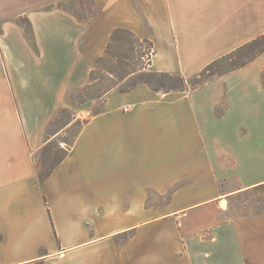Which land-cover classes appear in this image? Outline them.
I'll list each match as a JSON object with an SVG mask.
<instances>
[{"label":"crops","instance_id":"1","mask_svg":"<svg viewBox=\"0 0 264 264\" xmlns=\"http://www.w3.org/2000/svg\"><path fill=\"white\" fill-rule=\"evenodd\" d=\"M68 1L0 0V264H264V213L231 207L264 187V54L194 90H113L43 184L37 165L115 30L188 80L264 35V0H95L82 21Z\"/></svg>","mask_w":264,"mask_h":264},{"label":"trees","instance_id":"2","mask_svg":"<svg viewBox=\"0 0 264 264\" xmlns=\"http://www.w3.org/2000/svg\"><path fill=\"white\" fill-rule=\"evenodd\" d=\"M81 1L82 0H70L68 2H62V3H59L57 5V8L71 13L78 20L82 21V20H85L86 17H82V16L78 15L73 9H69L67 7L68 4L79 3L80 7L82 9H85V7H87V6H84ZM91 5H92V8L94 10L95 0L91 1ZM17 23L25 29V31L27 32V34L29 35L31 40H33L32 29H31V25H30L29 21L21 18L17 21ZM27 25L29 28L27 27ZM120 35H129L131 38H133L135 40V42L147 43L148 48L142 50L137 59L143 61L147 57L148 61H149L148 66L150 67L151 62H152V57L155 53L153 50V48H154L153 43L150 40H147V39L142 40V39L138 38L133 32H131L129 30L117 29L113 32V34L111 36V41H110L109 46L107 48L106 54L96 61L94 69L92 70V72L90 74V83L84 88V90H83L84 93H88L91 90L97 89L96 83H97L98 79L96 78V73L98 71V66H100V65L109 67V68L104 67V70H105V73H107L108 75H110L112 77H116V78L124 77L126 79H134V83L131 84L128 88L119 90L122 93H127L130 90H132L134 87H136L140 84L148 85L153 91H155L157 93L185 92L189 89L194 90V89L198 88L199 86L203 85L204 83H207L210 78H213V77L221 78L223 76L231 74V73L249 65L250 63H252L256 59H258L262 54H264V35H262L261 37L257 38L256 40H254L250 43H247L246 45L238 48L237 50L231 52L230 54L216 60L215 62L210 64L208 67H206V69L202 73L193 77L192 79L187 80L185 77H183L182 75H179V74L154 72L150 69L148 71H146L145 68L140 69V70L124 71L125 69L120 70L119 68L114 67V66H117V64H121V63L123 64L126 62H130L131 60H133L135 58L134 57L135 51H134L133 47H132V49L129 48V50H128L129 53L125 54L123 56H120V55L116 56L113 53L114 45H115L116 41H118V37ZM227 62H231V69L227 72L217 73L218 66L222 63H227ZM113 90H116V89L112 88V89H107L106 91H103L101 89V91H103L105 96ZM69 112H71V109L65 108V109H62L58 115H60L61 113H69ZM55 121L53 123H55ZM69 124H67L66 126H64L63 128H61L60 130H58L54 133L50 132V127H49V129L47 130L48 135H49V141L47 142V144L45 145V147L42 149V151L40 153L41 159L44 158V156L46 155V152H47L50 144L57 137H59L61 135V133L66 131V128L68 127ZM83 124H84V122L79 123V125H81L79 130L81 129ZM67 145H68V147L63 149V156L49 169V171L47 173H44V172L42 173L40 171V173H39V184H43L51 176L53 171L68 157L73 144L69 145L67 143Z\"/></svg>","mask_w":264,"mask_h":264},{"label":"rangeland","instance_id":"3","mask_svg":"<svg viewBox=\"0 0 264 264\" xmlns=\"http://www.w3.org/2000/svg\"><path fill=\"white\" fill-rule=\"evenodd\" d=\"M91 1L92 0L81 1L84 6H87L85 7V9H82L79 3H71L68 4L67 7L69 9H73L78 15L86 17V19L92 18L95 15V11L92 8ZM132 47L135 51V58L130 62L117 64V66L114 67H117L120 70L125 69L124 71L140 70L143 68L148 71L150 69V67L148 66V58L146 57L143 61L137 59L140 52L148 48L147 43L135 42V40L129 35H120L118 37V41H116L114 45L113 53L116 56H123L125 54H128L129 48L132 49ZM104 67L107 66H98V71L96 73V78L98 79L96 83L97 89L91 90L88 93H84L83 89L77 92H71L69 94L68 100L70 107L68 108L71 109V112L61 113L60 115H58L55 123H52L50 126V132L54 133L67 124H70L66 128V131L61 133V135L50 144L44 158L41 159L39 156V158L37 159L39 173L40 171L42 173H47L49 171V169L63 156V149L68 147L67 143L69 145L73 144L75 136L79 132V128L81 126L79 125V123H86L88 121L79 119L77 115L80 114V112H73L72 107L76 108L81 107L82 105H87L88 107L92 108L88 109L87 111H91L92 114H94L102 110V99L105 97L103 91L112 88L116 90H122L128 88L131 84L134 83V79H126L124 77L116 78L108 75L107 73H105ZM230 69L231 62L222 63L218 66L217 73L227 72ZM211 79H215V77L210 78L209 80ZM101 89L103 91H101ZM73 119H76L78 122L72 124V122L74 121ZM231 207L233 211L238 215L264 213V187L261 189L249 191L246 196L236 201L234 204H232Z\"/></svg>","mask_w":264,"mask_h":264},{"label":"built area","instance_id":"4","mask_svg":"<svg viewBox=\"0 0 264 264\" xmlns=\"http://www.w3.org/2000/svg\"><path fill=\"white\" fill-rule=\"evenodd\" d=\"M81 120H89L92 118L93 114L91 111H80V114L77 115Z\"/></svg>","mask_w":264,"mask_h":264}]
</instances>
